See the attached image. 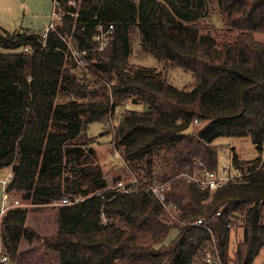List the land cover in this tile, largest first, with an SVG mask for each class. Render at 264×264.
I'll return each instance as SVG.
<instances>
[{
    "label": "trees",
    "instance_id": "1",
    "mask_svg": "<svg viewBox=\"0 0 264 264\" xmlns=\"http://www.w3.org/2000/svg\"><path fill=\"white\" fill-rule=\"evenodd\" d=\"M54 2L58 18L44 36L0 28V169H10L11 202L72 203L57 206L49 235L26 224L27 207H9L0 264H28L35 241L58 264H252L264 245V0ZM99 24L113 25L102 50ZM134 32L142 52L190 71L192 85L129 62ZM67 38L87 50L88 70L70 59ZM116 107L113 146L138 178L127 191L106 188L88 133ZM219 136L248 137L259 155L232 148V177L210 191L194 177L217 170ZM198 218L209 229L192 224Z\"/></svg>",
    "mask_w": 264,
    "mask_h": 264
},
{
    "label": "rangeland",
    "instance_id": "2",
    "mask_svg": "<svg viewBox=\"0 0 264 264\" xmlns=\"http://www.w3.org/2000/svg\"><path fill=\"white\" fill-rule=\"evenodd\" d=\"M100 0H95V2ZM138 2V0H135ZM54 0H0V28L1 30H28L33 32H43L48 28L51 21H56L57 16L54 15ZM209 16L210 22L215 23L214 17ZM257 37H263L262 34H256ZM71 42L70 38H67ZM74 53L75 48L72 47ZM95 51L94 49L91 51ZM81 54L75 53L76 57ZM86 67L78 66L84 70H88L89 60L86 58ZM129 62L135 64H143L155 66L166 73L168 81L177 87H190L194 81L192 73L180 67H169L163 62H159L154 56L141 51L139 45V36L136 32L132 35V49L128 57ZM126 108L134 110H143L146 107L142 104L127 102ZM122 107H116L111 117L107 120L94 121L88 126V133L94 136V148L96 159L102 169V173L106 179L107 187L115 184L119 179L128 181L134 174L126 171L127 167L122 161L119 150L115 149L112 142L111 125L116 123L121 114ZM213 143L219 146L217 172L223 174L224 168L230 166L231 149L242 159L250 160L259 155L255 146L250 139L245 136H219L213 140ZM261 157L264 158V143ZM10 173L9 167L0 169V176L4 177ZM232 168H229V174L233 175ZM132 178V177H131ZM117 179V180H116ZM78 195L76 199H79ZM14 199L18 200V206L27 207L29 209L26 217V224L32 227L39 235H49L58 229L56 221L57 204L51 202L47 205L35 206L29 201L21 198L20 194H16ZM11 202V201H10ZM17 205V204H15ZM0 207H1V189H0ZM232 237L234 243L239 236ZM173 232L169 234L172 238ZM168 239V240H169ZM34 249L30 252L28 264H58L55 260V252L45 249L39 242L33 243ZM28 245L24 244L23 247ZM252 264H264V245L259 253L255 256Z\"/></svg>",
    "mask_w": 264,
    "mask_h": 264
},
{
    "label": "built area",
    "instance_id": "3",
    "mask_svg": "<svg viewBox=\"0 0 264 264\" xmlns=\"http://www.w3.org/2000/svg\"><path fill=\"white\" fill-rule=\"evenodd\" d=\"M53 13L58 18V15H56L55 12H53ZM50 28H53V20L51 21L48 28L46 30H44L43 36L45 35L46 31ZM96 29H97V31L94 34V39L97 42L96 49L102 50L106 46V44L109 40L110 34L112 32V29H113V25L108 24L107 27H103L101 24H99L96 27ZM70 41L71 42H67V51L70 52V57H71L70 59L73 62H75V64L77 66H82L85 68L86 67V60L84 58V55L86 54L87 50H85V49L78 50L77 47L74 46L72 40H70ZM72 47H74L76 49L75 53L81 54V55H79V57L75 56V53L72 50L73 49ZM229 168H231V167L230 166L225 167L222 175H219L217 171L205 170L202 172L200 177H194V179L201 185V187L207 188L208 190L213 191L214 189H216L219 186L226 183L227 180L232 177V175L229 174ZM10 177H11V173H8L4 177H0V189H1L0 217L9 207L18 206V200L15 199L12 202H10L8 193L6 191V185H7V182L9 181ZM131 177L128 181H123L122 179H119L115 182L114 185H112L110 187H106V188L112 189V190H117V191H127L131 185L135 184L138 181V178L135 175H132ZM149 188L154 193L157 200L162 204V206L166 210H169L171 204L166 202V200H165V195H164V190H163L164 187L161 185H153V186H150ZM53 203H55L57 205H62V204H70V203H72V201H70L67 197H63L59 200L53 201ZM15 204H17V205H15ZM219 214H220V212L217 211V212H215L214 215H219ZM192 224L204 227L206 229H209L208 221L205 220L204 218H198L195 221H193ZM1 260L5 261L6 258L2 257ZM206 261H210V258L207 257Z\"/></svg>",
    "mask_w": 264,
    "mask_h": 264
}]
</instances>
